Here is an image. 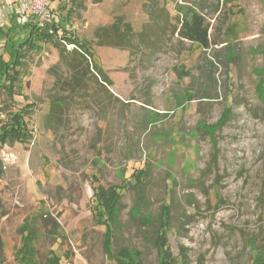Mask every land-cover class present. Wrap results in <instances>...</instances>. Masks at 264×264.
I'll return each mask as SVG.
<instances>
[{
	"label": "rangeland",
	"instance_id": "obj_1",
	"mask_svg": "<svg viewBox=\"0 0 264 264\" xmlns=\"http://www.w3.org/2000/svg\"><path fill=\"white\" fill-rule=\"evenodd\" d=\"M188 7L210 26L208 50L178 35ZM72 10L65 32L113 85L100 89L103 106L55 90L54 40L26 60L23 97L0 95V127L34 104L32 138L0 151V264H118L122 247L159 264L157 223L141 217L163 206L173 264H264V0H77ZM18 23L9 34L0 25V53L28 32ZM61 100L70 109L55 132L45 119ZM110 185L123 194L112 257L95 195ZM25 225L37 238L21 260Z\"/></svg>",
	"mask_w": 264,
	"mask_h": 264
},
{
	"label": "trees",
	"instance_id": "obj_2",
	"mask_svg": "<svg viewBox=\"0 0 264 264\" xmlns=\"http://www.w3.org/2000/svg\"><path fill=\"white\" fill-rule=\"evenodd\" d=\"M76 1L61 0V3H58V5H62L63 11L66 12L63 19L59 20L55 16V22L52 26L45 25L39 27L34 23H29L25 25V27H29L27 34L19 38L21 40L17 44L16 41H11L9 48L7 45L5 46L8 49H4L0 53V95L5 93L10 98H14L15 96L23 97L25 90L23 78L26 60L29 55L41 54L49 44L57 40L55 44L59 52V62L50 69L51 74L55 78V90L68 91L70 95L89 98L98 106H103L104 101L100 97V89L112 86V80L96 63L90 49L81 44L73 34L66 33L63 27V23H71L74 14L72 9H74ZM180 8L183 9V7ZM53 10L55 11V8ZM179 24L178 35L181 39L197 44L204 50L210 49L214 44L210 35V26L196 7H188V10L182 13ZM51 27L54 28L56 33L61 32L62 41L67 45H73L74 48L68 50L67 45L60 41V37H57L56 34L51 35L49 33ZM10 32H15V28L12 27ZM64 70L67 77H65ZM91 90H94V92H91ZM63 109L64 111L70 109V106L65 101H55L52 104L50 113L45 119L47 129L55 132L60 129L61 120L58 119L63 115L61 114L64 112ZM32 114H34L33 103L25 105L19 111L8 114L7 121L0 127V151L3 146L11 142L24 144L32 138V132L28 129L25 122L26 116H31ZM212 128L216 129L218 125ZM95 195L101 207L99 211L101 224L105 225L106 229L104 250L108 257H112L113 249L116 245L117 221L120 215L123 194L120 192V187L110 185L108 187L100 186ZM133 210L135 214H139V205ZM171 219L170 206H163L157 218H152L151 215L141 217V222L145 226H152L157 223L158 229L153 245L158 252L159 264H173L170 251L165 249L167 242L165 232L170 228ZM22 230L25 232L22 238L23 247L19 250L17 258L25 260L28 254L27 251L32 250L31 245L33 241H36L37 237L35 231L29 225H25ZM115 260L118 261V264H142L141 253L137 249L129 247L120 248ZM52 261L56 264L59 263L54 255H52Z\"/></svg>",
	"mask_w": 264,
	"mask_h": 264
},
{
	"label": "built area",
	"instance_id": "obj_3",
	"mask_svg": "<svg viewBox=\"0 0 264 264\" xmlns=\"http://www.w3.org/2000/svg\"><path fill=\"white\" fill-rule=\"evenodd\" d=\"M60 1L61 0H58L59 4L61 3ZM55 2H57V0H24L21 1L16 8L11 7L10 9H6V11L8 12L6 15L5 10H0V15L7 17L13 13L17 17V21L22 25L34 23L39 27H43L45 25L52 26L55 22L56 16V13L52 7ZM49 33L51 35L56 34L57 37H60V41L67 45L61 39V32L56 33L54 28L51 27ZM67 47L68 49H71L74 46L67 45Z\"/></svg>",
	"mask_w": 264,
	"mask_h": 264
},
{
	"label": "crops",
	"instance_id": "obj_4",
	"mask_svg": "<svg viewBox=\"0 0 264 264\" xmlns=\"http://www.w3.org/2000/svg\"><path fill=\"white\" fill-rule=\"evenodd\" d=\"M20 4V3H19ZM18 4V5H19ZM56 5H58V0H57V2H55L53 5H52V7H53V9L55 8V6ZM14 6V5H13ZM17 21V17L12 13L10 16H7V17H0V25L1 26H3V24H5V22H6V25H9V31H8V33L10 32V29L12 28V27H14L12 24L13 23H17L16 22ZM2 22V23H1ZM19 24V23H18ZM23 27V26H22ZM15 28V27H14ZM24 28H25V25H24ZM27 32V31H26ZM25 34H27V33H25Z\"/></svg>",
	"mask_w": 264,
	"mask_h": 264
}]
</instances>
